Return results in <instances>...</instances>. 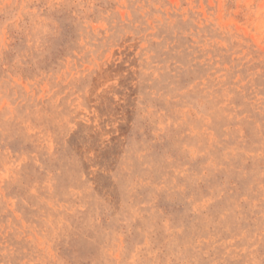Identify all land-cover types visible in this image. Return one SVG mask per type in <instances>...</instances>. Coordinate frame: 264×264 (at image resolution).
I'll list each match as a JSON object with an SVG mask.
<instances>
[{"label":"rangeland","instance_id":"1","mask_svg":"<svg viewBox=\"0 0 264 264\" xmlns=\"http://www.w3.org/2000/svg\"><path fill=\"white\" fill-rule=\"evenodd\" d=\"M0 264H264V0H0Z\"/></svg>","mask_w":264,"mask_h":264}]
</instances>
